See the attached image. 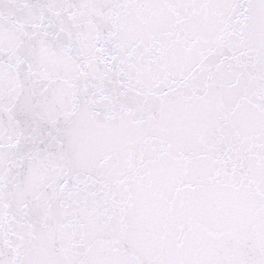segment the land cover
<instances>
[{
	"label": "snow or ice",
	"instance_id": "6c2138e0",
	"mask_svg": "<svg viewBox=\"0 0 264 264\" xmlns=\"http://www.w3.org/2000/svg\"><path fill=\"white\" fill-rule=\"evenodd\" d=\"M0 264H264V0H0Z\"/></svg>",
	"mask_w": 264,
	"mask_h": 264
}]
</instances>
